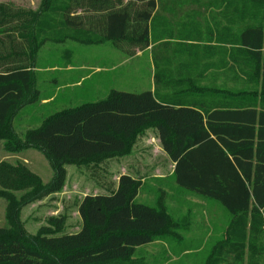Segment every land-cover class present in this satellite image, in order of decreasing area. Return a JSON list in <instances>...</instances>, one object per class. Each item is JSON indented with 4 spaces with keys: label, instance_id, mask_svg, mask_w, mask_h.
I'll return each mask as SVG.
<instances>
[{
    "label": "trees",
    "instance_id": "1",
    "mask_svg": "<svg viewBox=\"0 0 264 264\" xmlns=\"http://www.w3.org/2000/svg\"><path fill=\"white\" fill-rule=\"evenodd\" d=\"M199 17L207 22L203 31L192 26ZM66 40L111 42L130 57L151 46L154 90L113 89L105 99L50 115L20 137L12 120L40 96L37 54L48 42ZM211 75L260 83L264 90V3L158 0L157 7L155 0H42L32 8L0 1V141L11 155L39 150L53 171L45 183L26 166L0 170L6 202L0 264H143L134 258L138 249L173 241L169 234L183 227L176 210L161 200L157 207L138 202L142 181L128 174L113 192L85 196L76 232H63V216L35 234L21 221L26 205L63 189L68 165L98 166L125 156L148 127L175 163L161 185L173 190L175 204L201 196L231 219L208 264H264V94L211 97L204 85Z\"/></svg>",
    "mask_w": 264,
    "mask_h": 264
},
{
    "label": "rangeland",
    "instance_id": "2",
    "mask_svg": "<svg viewBox=\"0 0 264 264\" xmlns=\"http://www.w3.org/2000/svg\"><path fill=\"white\" fill-rule=\"evenodd\" d=\"M0 1H13L20 6L37 8L42 0ZM256 1L264 3V0ZM153 70L150 48L130 57L115 49L111 42H48L38 52L34 67L40 96L34 104L24 107L14 116L12 129L23 137L50 115L105 99L113 88L128 92L152 88ZM211 76L212 82L204 85L214 93L227 96L252 93L258 99L264 94L260 83L241 84L234 76H222L217 80ZM156 137V129L148 127L138 135L131 152L125 156L110 157L98 166L68 165L66 183L61 191L35 200L22 209L21 221L27 231L35 234L41 227L51 226L52 218L62 216L66 218L63 232L78 231L82 226L78 208L85 196L113 192L118 187L119 173L124 167L142 181V186L145 183L151 186V176L156 171L152 172L149 165H145L150 162L149 156H153L154 152L155 159H161L156 156ZM23 152L11 155L6 152L4 142L0 141V170L8 172L10 165L26 166L45 183L49 182L53 171L48 159L35 148ZM141 159L142 163H133ZM157 187L166 191L159 190L156 195L146 196L151 189L145 185L141 191L146 194L140 195L137 201L155 207L160 200L163 201L170 212L173 208L176 210L174 216L183 227L169 234L173 236V241L157 240L138 249L134 258L143 264H208L210 258L217 255V246L227 237L231 222L229 215L216 202L197 195L188 196V200L182 204H175L177 201L173 200L170 187ZM5 212L6 202L0 198V227L6 224ZM184 248H189V252L182 254Z\"/></svg>",
    "mask_w": 264,
    "mask_h": 264
},
{
    "label": "crops",
    "instance_id": "3",
    "mask_svg": "<svg viewBox=\"0 0 264 264\" xmlns=\"http://www.w3.org/2000/svg\"><path fill=\"white\" fill-rule=\"evenodd\" d=\"M155 1H156V4H157V7H158V0H155ZM192 8H196V6H189V7H187V10L188 9H192ZM162 13L168 19H172V15L168 11H163ZM195 20H196V22H192V26L196 27L198 31L199 30L203 31L206 28V25H207V22L205 21V19L203 17H199L198 19H195ZM149 48L151 49V46ZM207 63H210V61L207 62ZM67 67L69 68V65H67ZM153 68H154V63H153ZM153 75H154V70H153ZM211 79H212V77L209 79L208 82H212ZM213 80H216V79L213 78ZM113 89H116V88H113ZM117 90H119V89H117ZM146 90H154V79H153V82H152V88H148ZM211 97H216V93H214V96H211ZM156 141L158 142L157 143L158 144V146H157L158 147V152H157L156 156L161 157V159H155V157H154L155 156V152H154L153 156H149L150 162L146 163V165H145V166L149 165L148 167H149V169H151L152 172L156 171V174H153V176H151L152 182L150 183L151 186L149 187L151 190H148L147 194L143 191L144 194L150 195V196H153L156 192H158L160 190V188L157 187V186L164 184L166 179L171 178L173 173H174V169H175V163L170 159L168 154L162 148L158 133H157ZM138 161L140 163L143 162L142 159H141V160H137V162L136 161H134V162L131 161V162H129V164L133 162L135 165H137L139 163ZM131 168L134 169L133 167H131ZM123 174H128V175H131L132 177H134L133 174L131 173V171L128 172V170H126L125 167L119 173V178ZM146 184L147 183H145L143 187H145ZM143 192H140V194L143 193ZM217 205L219 206V204H217Z\"/></svg>",
    "mask_w": 264,
    "mask_h": 264
}]
</instances>
